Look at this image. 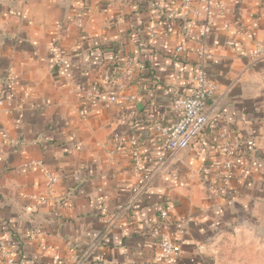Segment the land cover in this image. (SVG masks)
<instances>
[{"label": "crops", "instance_id": "1", "mask_svg": "<svg viewBox=\"0 0 264 264\" xmlns=\"http://www.w3.org/2000/svg\"><path fill=\"white\" fill-rule=\"evenodd\" d=\"M222 1L205 40L217 86L205 112L217 122L156 172L134 218L99 239L130 199V136L147 171L153 123H173L170 97L191 90L197 22L180 0H0V239L14 264H160L162 233L180 249L175 264H264V50L246 56L264 44V0ZM126 55L143 64L121 92L134 101L106 108ZM93 85L101 93L86 102ZM221 132L237 150L232 178L214 183ZM39 163L59 178L43 205L25 198L44 192Z\"/></svg>", "mask_w": 264, "mask_h": 264}, {"label": "built area", "instance_id": "2", "mask_svg": "<svg viewBox=\"0 0 264 264\" xmlns=\"http://www.w3.org/2000/svg\"><path fill=\"white\" fill-rule=\"evenodd\" d=\"M182 8L190 12L193 19L196 20V36L197 45L191 50L193 57V76L192 87L187 96L176 97L172 96L169 100V109L175 118L171 124H166L161 121H156L152 125V130L158 140V155L155 163L146 171L141 169V161L139 157V143L137 136L132 134L128 140V145L131 153L134 184L130 190V199L118 206L111 218L106 223L99 239L104 238L112 226L121 222L124 218L135 217L138 211L139 198L144 191L152 183L156 172L161 169L172 157L178 153L187 150L193 146L206 128L207 123H215L218 120V115L210 116L205 112L207 101L213 97L217 90V86L210 79L207 71V65L212 60V53L207 49L205 40L211 34L216 18H223L226 13V5L222 0H180ZM223 28L227 29L228 24L223 22ZM159 26H146L145 34L149 40H154L158 36ZM264 50V44H256L253 49L246 53L253 59H258ZM175 53L178 55L185 54V49L182 46L175 48ZM143 69V64L137 56L126 55L122 60V66L116 76V88L119 94L110 95L107 98L105 107L122 108L125 103L134 101L133 95H123L121 92L126 90V87L132 81L134 75ZM101 90L98 86H90L84 92V100L92 102L99 97ZM121 94V95H120ZM87 109H82V116L88 115ZM237 144L230 141L224 132L219 134V154L221 156L218 165L214 166L211 179L214 183L227 182L232 178V167L236 156ZM198 152V149L196 150ZM40 172L45 179L44 192L40 195L28 196L37 205L46 203L48 195L52 192L53 187L58 182V177L45 171L39 163ZM161 220H167L168 215L166 210L162 209L159 212ZM98 239V240H99ZM98 242H94L88 246L83 254V259H88L92 252L96 249ZM159 255L158 261L160 264H175L180 256L178 245L172 241L166 233H162L158 241ZM40 250L45 251L46 246L40 245ZM56 258H53L55 263ZM0 264H14L13 255L6 243L0 239Z\"/></svg>", "mask_w": 264, "mask_h": 264}]
</instances>
